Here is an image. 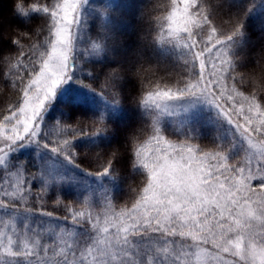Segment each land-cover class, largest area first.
Instances as JSON below:
<instances>
[{
	"label": "snow or ice",
	"instance_id": "1",
	"mask_svg": "<svg viewBox=\"0 0 264 264\" xmlns=\"http://www.w3.org/2000/svg\"><path fill=\"white\" fill-rule=\"evenodd\" d=\"M29 3L16 0V11L25 17L45 13L51 23L45 50L39 43L25 49L16 39L12 42L19 53L5 60L10 69H23L28 76L25 80L19 71L13 73L22 103L0 121V264H264V95H258L264 92V51L257 54L259 77L238 70L240 57L234 49L243 36V20L217 24L210 0H172V10L157 17L167 28L162 24L153 42L180 50L186 74L174 88L156 85L136 98L148 114L150 135L142 138L145 129L131 134L128 159L132 170H142L143 186L134 190L131 205L119 210L105 196L102 213H94L90 196L74 208L57 194L56 206L66 210L57 216L44 208L53 179L31 172L23 161L13 165L10 154L37 143L80 167L73 140H53L46 133L51 143L44 142L41 125L58 89L72 82L77 71L91 76L85 65L110 53V35L106 29L95 39L88 35L82 9L89 0ZM110 79V102L118 106L121 77L112 73ZM246 79L258 91H240L238 85ZM185 98L215 106L243 138L240 155H230L232 145L216 143L205 150L192 136L180 135L179 142L166 136L162 119L175 101ZM97 122L91 133L74 134L106 133L105 117ZM120 159L114 151L96 172L88 173L116 178ZM37 179L42 183L34 193ZM30 197L40 207L28 206ZM33 214L65 223L33 222Z\"/></svg>",
	"mask_w": 264,
	"mask_h": 264
},
{
	"label": "trees",
	"instance_id": "2",
	"mask_svg": "<svg viewBox=\"0 0 264 264\" xmlns=\"http://www.w3.org/2000/svg\"><path fill=\"white\" fill-rule=\"evenodd\" d=\"M48 1L50 0H30L29 7L31 4L37 5L48 3ZM15 2L16 0H0V57H3L0 59V121L3 120L4 115L10 114V109L16 105L18 97L11 83L8 82L7 76L10 66L5 63L8 56L15 57L20 50L12 41L19 39L27 49L32 43H36L35 40L45 36L48 26L47 20L39 13L27 17L20 15L15 9ZM210 4L215 14L218 15L217 24L223 22L227 25L229 18L243 20L244 34L249 36V42L255 44L254 48H259V51L254 50L255 53H251L250 50L242 51V55L247 61L242 65L241 72L247 71L249 74L259 77V65L256 66L255 62L250 61L249 56L264 51V45H262L263 39L255 24L253 22L246 23L247 20H250L248 18V6L235 0H210ZM141 13L143 16L136 25V42L130 45L126 43L122 47L120 45L109 56L94 62L95 87L92 90L86 89L85 94L80 98L65 102L55 100L50 104L51 107L57 108L56 112L60 117H56L59 122L69 128V139L73 140V150L77 154L76 163L80 167L69 162L70 173L78 176L77 178L83 177L91 181H94L93 178L96 177L101 189L104 190V194L110 196L113 201L112 205L117 210L131 205L134 190L141 188L145 181L142 170H132L128 159L131 134L134 131L139 134L141 129H145L142 138L147 139V136L150 135V131H147L148 122L137 114L139 106L136 103V98L142 96L147 90L154 89L156 85H160L161 88L165 86L174 88L186 74V70L181 65L162 55L157 44L153 42L160 29L157 20L160 15L156 2L145 6ZM112 73L121 77L117 82L116 89L120 93L121 104L114 107L109 97L102 93L104 88L114 91L110 86V74ZM250 81L251 85L254 84L253 80ZM84 86L86 88V85ZM84 86H79V88L83 89ZM252 87L254 86L252 85ZM97 93H102L108 103L102 99L104 97ZM259 94L264 95V92H259ZM104 104H108L109 107L112 106L111 109L116 114L115 118L112 117L113 119L107 122L108 131L96 137L75 135L74 133L81 130L91 133L95 127L99 126L97 122L98 108ZM206 140L208 142L204 141L203 143L210 142L208 139ZM114 151L121 156L118 162V177L105 176L100 178L88 173L96 172L100 164L106 162L109 155ZM27 169L35 172L33 166L27 167ZM75 181L71 180L66 184L53 183L50 193L46 197L45 210L53 211L57 216L66 214L63 206H56L55 204L54 199L57 194H59L64 205L80 208L82 198L76 195L73 190L74 186H72L76 183ZM40 185L39 179L33 181L34 188L32 191L38 193ZM28 206L40 207L34 203L32 197L29 198ZM31 216L39 217L35 214ZM61 223L64 224L65 222L61 221ZM81 230L83 232V229Z\"/></svg>",
	"mask_w": 264,
	"mask_h": 264
},
{
	"label": "rangeland",
	"instance_id": "3",
	"mask_svg": "<svg viewBox=\"0 0 264 264\" xmlns=\"http://www.w3.org/2000/svg\"><path fill=\"white\" fill-rule=\"evenodd\" d=\"M235 1L242 2L248 6V18L250 20H247L246 23L248 24V22H253L255 24V27H257L260 36L263 39L262 45H264V0ZM55 2L56 0H50L48 1V3L37 5L51 6ZM155 2L160 17H165L168 12L172 10V0H89V3L82 9L83 16L87 18V33L90 37L95 39L97 38L98 34H100L102 31H105L106 29L110 35L109 44L111 46V51L110 53H106L103 57H98L95 58L96 60L89 61V63L85 65L87 70L92 72L91 76H89L86 71H77L75 73V79L72 82L63 85L58 89L54 101L60 100L59 102H65L77 99L85 94L86 89H93L95 87V75L93 72L94 62L109 56L120 45L122 47L126 43H128V45H130L131 43H135L137 40L136 25L141 19V16H143L141 10L145 6L153 4ZM103 12H105L106 15L102 16L101 13ZM37 13L44 16V18L48 22L47 25L49 26L51 20L45 13L31 12L29 15H34ZM162 24L164 25L165 29L167 28L166 21L158 20V26H160L159 31L161 30ZM48 26L46 29L47 32ZM47 32H45V36L47 35ZM244 32L245 30L243 29V36L238 39V42L235 45L234 49L235 54L240 57V60L238 61L239 71H241L242 65L247 61L246 58L242 55V51L250 50L251 53L259 51V48H254L256 46L255 44L249 42V36L247 34H244ZM44 37L35 40L36 43L41 44V51L47 48V45L43 43ZM83 46V44L79 45V47ZM157 46L159 52L162 55L171 58L185 69L183 60L181 59L182 53L180 50L176 49L170 44ZM251 56H249L250 61L255 62V65L257 66L258 64H256V61L258 59V55L252 54ZM25 62L27 61L25 60ZM8 70L10 73V75L8 73L7 76V78L9 79L8 82L11 83L12 87L18 95L15 105L17 106L18 104L22 103L23 94L22 91H20V86L16 82L13 73L19 71L25 77V80L27 79L28 73L23 69L9 68ZM246 74L249 73L247 72ZM258 74L260 76V72H258ZM250 80L251 79H247L243 85H238L239 90L244 92L246 95L250 94V92L252 91H257L255 83L252 84L254 86L252 87V85L250 84ZM82 83L86 85V88ZM79 86H84V88H79ZM106 88H109V86H106ZM102 93L104 95L106 94L110 100L112 99L113 91H110V89L104 88V91H102ZM258 95H260L259 91ZM102 99L107 102L105 98ZM112 106L114 107L115 105ZM112 106L109 107L108 104H104L100 105V107L98 108V116H104L106 119V123L116 117L114 110L111 109ZM56 109L57 108L55 107H48V110L44 114V121L41 125V140L47 143H51V141L46 133H48L53 140L64 138L69 139L70 136L68 132L69 128L62 124V122H59V119L56 117L59 116V114L56 112ZM137 114L143 117L149 123L148 114L141 107H139V109L137 110ZM162 126L165 130L166 136H168L169 139L179 142V140L183 139V137H180V135L192 136L198 140L196 142L204 147L205 150L213 148L214 144L216 143L222 144L225 147L232 145V151L230 153L232 157L240 155L244 146L243 138L240 136L239 132L236 131L234 126L229 124L223 118V116L219 113L215 106L203 100L185 98L179 101H175L170 113L166 114L163 117ZM60 128H63L64 130L59 131ZM58 132L59 135H57ZM206 139H208L210 142L203 143L204 141L208 142ZM19 161H23L26 164V167L30 168L33 166L35 172L41 171L45 173L46 176L53 179V183L58 184L60 182L66 184L68 183V181L76 180V183L72 185L74 186L73 190L76 192V195H78L79 198L82 199L85 196H90L94 202V213L103 212L104 205L106 203L103 198L108 195L104 194V190L101 189V185L98 183L97 178H93L95 182L83 177L77 178L78 176H74L72 173H70V168L68 166L69 161L66 160L63 156L57 153H53L48 148H44L42 144L33 143L21 146L15 152H12L10 154V162L13 165H16ZM39 181L40 183H42L41 179H39ZM112 202L113 201L111 199V203ZM5 219H7V217H5ZM21 219H23V216L21 217ZM30 219H32L33 222L46 221L55 223L57 225H63L61 221L40 218V216L34 217L30 215ZM80 231L81 233H83L82 230ZM44 239H47L46 234L44 236Z\"/></svg>",
	"mask_w": 264,
	"mask_h": 264
}]
</instances>
